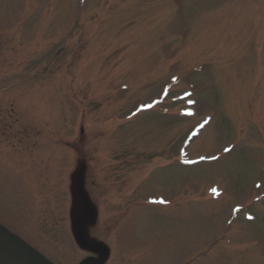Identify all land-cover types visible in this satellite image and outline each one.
Here are the masks:
<instances>
[{
  "label": "rangeland",
  "instance_id": "obj_1",
  "mask_svg": "<svg viewBox=\"0 0 264 264\" xmlns=\"http://www.w3.org/2000/svg\"><path fill=\"white\" fill-rule=\"evenodd\" d=\"M0 228L53 264H264V0H0Z\"/></svg>",
  "mask_w": 264,
  "mask_h": 264
},
{
  "label": "water",
  "instance_id": "obj_2",
  "mask_svg": "<svg viewBox=\"0 0 264 264\" xmlns=\"http://www.w3.org/2000/svg\"><path fill=\"white\" fill-rule=\"evenodd\" d=\"M85 260L82 264L89 263ZM0 264H48L24 243L0 228Z\"/></svg>",
  "mask_w": 264,
  "mask_h": 264
},
{
  "label": "snow or ice",
  "instance_id": "obj_3",
  "mask_svg": "<svg viewBox=\"0 0 264 264\" xmlns=\"http://www.w3.org/2000/svg\"><path fill=\"white\" fill-rule=\"evenodd\" d=\"M227 151V149H225ZM213 191H215V189H213Z\"/></svg>",
  "mask_w": 264,
  "mask_h": 264
}]
</instances>
